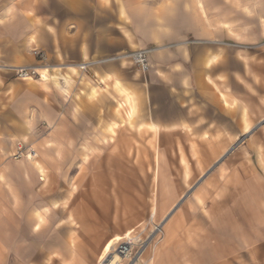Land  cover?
I'll return each instance as SVG.
<instances>
[{"label":"crops","instance_id":"crops-1","mask_svg":"<svg viewBox=\"0 0 264 264\" xmlns=\"http://www.w3.org/2000/svg\"><path fill=\"white\" fill-rule=\"evenodd\" d=\"M143 49L152 50L147 70L131 56ZM25 65L49 70L23 79ZM81 72L123 96L117 111L132 109L109 131L139 116L158 134L153 178L165 222L141 264H264V0H0V245L20 182L36 183L33 197L60 195L43 191L48 154L69 150L62 144L87 117L71 83ZM87 94L92 103L99 86ZM20 123L48 132L21 165ZM53 202L39 231L68 222L73 246L78 222L70 211L61 220L70 205ZM18 227L17 218L15 238Z\"/></svg>","mask_w":264,"mask_h":264},{"label":"rangeland","instance_id":"rangeland-1","mask_svg":"<svg viewBox=\"0 0 264 264\" xmlns=\"http://www.w3.org/2000/svg\"><path fill=\"white\" fill-rule=\"evenodd\" d=\"M81 73H84L81 82L76 75L71 83L79 85V99L83 100L82 109L87 117L79 119L81 126L77 130L80 132L72 135L75 139H63L64 142L68 140L67 144L62 145L70 146L69 150H59L56 143L53 145H57L55 147L58 149L48 154L51 157L46 166L48 183L43 191L51 189L48 193L51 194L60 189V195L44 199L33 197L32 189L36 188V183L31 181L27 186V183L20 182L17 204L14 199L13 204L8 206L13 211L9 219L12 223L4 224L7 228L2 230L4 237L0 245V264H99L102 249L109 239L134 229L133 236L139 238V244L163 220L159 206L157 208L153 178L158 134L139 127V116L132 124L124 121L115 134L109 131V123L113 120L120 122L131 114L130 111L127 114V107L116 110L123 96L112 85L102 87L93 83L85 72ZM90 84L99 86V95L92 98V103L87 94ZM114 124L118 125V122ZM42 139L41 133L34 134L27 126L19 124V143L24 147L16 155L20 165L26 159L25 155L31 153L28 149L39 145ZM42 150L45 151L44 148ZM22 168L26 169V166ZM67 185H72L69 196L65 194ZM75 192L77 197L72 200ZM53 200H59L63 207L70 205L60 213L61 220L70 211L78 222L73 246L69 244L71 226L68 222H64L63 229L58 233L55 230L47 234L39 231L46 226H42V213L49 211ZM56 202L52 204L54 207L59 205H55ZM17 207L19 212L16 213ZM32 215L37 220L34 225L36 231H33L36 234L27 228L29 216L31 225L33 223ZM17 218L19 227L18 237L15 238ZM56 235L59 241L53 242ZM27 236L30 237L28 240ZM75 254L80 256L77 261L74 260Z\"/></svg>","mask_w":264,"mask_h":264},{"label":"built area","instance_id":"built-area-1","mask_svg":"<svg viewBox=\"0 0 264 264\" xmlns=\"http://www.w3.org/2000/svg\"><path fill=\"white\" fill-rule=\"evenodd\" d=\"M151 49H143L134 51L131 56L133 57L134 61L142 68V70H147L150 67L149 60H148V53H150ZM39 56L43 57L44 53L39 52ZM89 67V63H83L80 64L81 70H86ZM42 70V71H41ZM44 68H41L39 66L35 65H25V66H19L16 69L17 76L23 79H27L29 77H44L43 72ZM165 219L161 220L159 223H157L153 230L149 233L148 237L141 241L138 244V241L136 243H124L120 242L116 245L114 252L118 253L119 255H122L124 258L122 264H130L132 262V259L136 258L140 255V253L144 254V251L153 243L155 239H157L163 231ZM137 237V236H134ZM139 240V238H138ZM138 247L136 248V246ZM126 261V263H125ZM99 264H104L105 261L99 260Z\"/></svg>","mask_w":264,"mask_h":264},{"label":"bare ground","instance_id":"bare-ground-1","mask_svg":"<svg viewBox=\"0 0 264 264\" xmlns=\"http://www.w3.org/2000/svg\"><path fill=\"white\" fill-rule=\"evenodd\" d=\"M75 66L78 67V65H75ZM47 70H49V68L44 67V71L41 72V73H43L44 77H46L45 71H47ZM29 78H35V77H29ZM133 109H134V107H133ZM130 113H132V109L130 110ZM58 203L59 202H56L55 205H57ZM155 214H156V211L153 208V215H155ZM136 241H138V237H134L133 236V230H129V231L125 232L124 234H117V235H115V237L109 239L105 243V245H104V247L102 249V253H101V256H100V260H102V261L104 260L105 261L104 264H122L124 258L122 257V255H119L118 253H115L114 252L116 245L118 243H120V242H124V243H132L133 242V243H136ZM20 251L21 250H19V252ZM143 259H144V254L143 253H140L139 256H137L136 258L132 259V262L130 264H141V261Z\"/></svg>","mask_w":264,"mask_h":264},{"label":"snow or ice","instance_id":"snow-or-ice-1","mask_svg":"<svg viewBox=\"0 0 264 264\" xmlns=\"http://www.w3.org/2000/svg\"><path fill=\"white\" fill-rule=\"evenodd\" d=\"M225 27H227V26L225 25ZM41 135L42 136H46V135H48V132L47 131H42ZM49 147H51V145H49ZM37 167H39V165H37Z\"/></svg>","mask_w":264,"mask_h":264}]
</instances>
